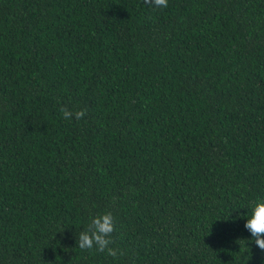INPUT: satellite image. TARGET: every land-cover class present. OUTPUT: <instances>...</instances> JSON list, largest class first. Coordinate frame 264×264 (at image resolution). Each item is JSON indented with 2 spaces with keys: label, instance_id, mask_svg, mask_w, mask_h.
<instances>
[{
  "label": "trees",
  "instance_id": "1",
  "mask_svg": "<svg viewBox=\"0 0 264 264\" xmlns=\"http://www.w3.org/2000/svg\"><path fill=\"white\" fill-rule=\"evenodd\" d=\"M257 198L264 0H0V264H264Z\"/></svg>",
  "mask_w": 264,
  "mask_h": 264
},
{
  "label": "clouds",
  "instance_id": "2",
  "mask_svg": "<svg viewBox=\"0 0 264 264\" xmlns=\"http://www.w3.org/2000/svg\"><path fill=\"white\" fill-rule=\"evenodd\" d=\"M150 7L161 9L168 6V0H144ZM60 112L65 120L77 121L83 119L87 112L81 109L73 112L67 107H61ZM245 228L251 233L255 245L264 252V198H257L250 204V213L247 212ZM115 231V219L111 212L94 216L85 231L77 235V246L82 250H95L100 253H107L113 258L122 255L116 248L111 247L113 240L112 233Z\"/></svg>",
  "mask_w": 264,
  "mask_h": 264
}]
</instances>
